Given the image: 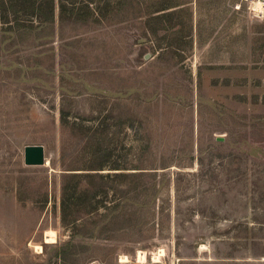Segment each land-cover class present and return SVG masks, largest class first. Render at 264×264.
Returning a JSON list of instances; mask_svg holds the SVG:
<instances>
[{
    "label": "rangeland",
    "instance_id": "rangeland-1",
    "mask_svg": "<svg viewBox=\"0 0 264 264\" xmlns=\"http://www.w3.org/2000/svg\"><path fill=\"white\" fill-rule=\"evenodd\" d=\"M56 1L42 27L0 1L22 25L0 33V264H264L255 0ZM28 144L45 164L25 163ZM67 166L103 168L75 172H103L106 191L65 218ZM130 186L133 220H113L128 232L75 235Z\"/></svg>",
    "mask_w": 264,
    "mask_h": 264
},
{
    "label": "trees",
    "instance_id": "trees-1",
    "mask_svg": "<svg viewBox=\"0 0 264 264\" xmlns=\"http://www.w3.org/2000/svg\"><path fill=\"white\" fill-rule=\"evenodd\" d=\"M3 1V0H0ZM3 6V4H2ZM37 11H42L43 9L38 8ZM64 10V6H62V11ZM1 17V16H0ZM22 25H17L16 28L19 30ZM15 26L12 28L3 29L0 27V33L2 35H15L14 31H16ZM64 172H62V184H61V193H62V209L64 211V217L67 218L70 215H67V210L71 209V205H73L74 202H76L79 205H76L77 208L81 206L86 205V203L90 202L91 200H96L99 196H102V194L106 191L103 187L105 185V182H101L97 180L98 178H104L105 174L103 172H75V171H81V170H87V169H103V168H81V167H63ZM115 169H121V168H115ZM110 174V173H109ZM117 176H129L132 175L137 176L135 172L132 173H125V172H119L115 173ZM89 179V180H88ZM74 180H77L75 184H72ZM130 190H133V188L130 186L125 192L124 197L121 199L119 203H116L115 205H106V208L108 209L102 214V219H100L96 224L91 227V229L88 227V224H85L81 226L79 231L76 232L75 235L79 236H87V235H93L98 237H110L114 235V233H118V231L122 230L123 233L128 232L127 228L119 229L114 226L113 220L118 219L120 217V221L125 223L126 225L131 224L134 214L133 210H129L128 206L132 205L133 201L128 195V192ZM100 200V198H98ZM154 200V197L153 199ZM98 202V200H97ZM76 210L78 212L79 209ZM132 208V207H131ZM74 210V207H73ZM86 214V212L82 213ZM78 214V216L75 218V220H79L82 218ZM143 222L142 220L140 221ZM119 223V222H117ZM119 234V233H118ZM70 244V243H69Z\"/></svg>",
    "mask_w": 264,
    "mask_h": 264
},
{
    "label": "crops",
    "instance_id": "crops-1",
    "mask_svg": "<svg viewBox=\"0 0 264 264\" xmlns=\"http://www.w3.org/2000/svg\"><path fill=\"white\" fill-rule=\"evenodd\" d=\"M45 1H48V4L46 5ZM5 2H8V5H5ZM4 8L6 9L7 12L12 11L13 13H17L21 10H31L34 9L33 13L38 16L39 18L43 19L41 23H39L38 27H42L44 24L51 22L52 17L55 16V14L57 13V10L60 9V11H62V6H65V4L63 3V1L59 3L55 0H4ZM38 8H47V9H43L42 11H37L36 9ZM251 9L253 11L252 5H251ZM255 13V12H254ZM48 14V17H47ZM258 14V13H257ZM262 15V14H259ZM6 18H4V20L0 18V27H2L3 29H7V28H13L14 25L12 22V20L9 21L8 16L5 15ZM17 22V21H16ZM19 25V23H17L15 25V27ZM16 31H14L15 33ZM10 35V34H8ZM16 35V33H15Z\"/></svg>",
    "mask_w": 264,
    "mask_h": 264
},
{
    "label": "water",
    "instance_id": "water-1",
    "mask_svg": "<svg viewBox=\"0 0 264 264\" xmlns=\"http://www.w3.org/2000/svg\"><path fill=\"white\" fill-rule=\"evenodd\" d=\"M219 140H223L219 137ZM25 163L28 165H43L46 163L45 147L43 144H28L25 146ZM97 264V263H92Z\"/></svg>",
    "mask_w": 264,
    "mask_h": 264
},
{
    "label": "bare ground",
    "instance_id": "bare-ground-1",
    "mask_svg": "<svg viewBox=\"0 0 264 264\" xmlns=\"http://www.w3.org/2000/svg\"><path fill=\"white\" fill-rule=\"evenodd\" d=\"M252 8H253V12L258 13V14H263L264 13V1L263 0H255L252 2ZM47 238L46 241L47 242H55L56 241V234L53 230H49L46 234ZM40 249L42 248V245L38 246ZM140 253V257L144 258V252H139Z\"/></svg>",
    "mask_w": 264,
    "mask_h": 264
}]
</instances>
